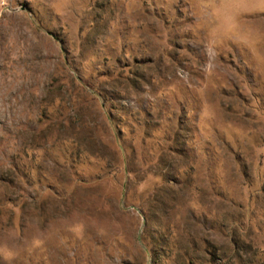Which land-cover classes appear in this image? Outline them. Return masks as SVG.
Instances as JSON below:
<instances>
[{
	"label": "rangeland",
	"instance_id": "1",
	"mask_svg": "<svg viewBox=\"0 0 264 264\" xmlns=\"http://www.w3.org/2000/svg\"><path fill=\"white\" fill-rule=\"evenodd\" d=\"M0 264H264V0H0Z\"/></svg>",
	"mask_w": 264,
	"mask_h": 264
}]
</instances>
